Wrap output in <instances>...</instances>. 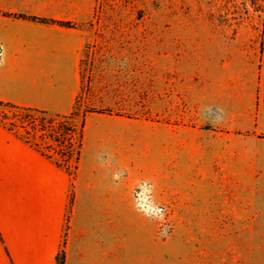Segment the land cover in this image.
<instances>
[{
    "label": "crops",
    "instance_id": "crops-1",
    "mask_svg": "<svg viewBox=\"0 0 264 264\" xmlns=\"http://www.w3.org/2000/svg\"><path fill=\"white\" fill-rule=\"evenodd\" d=\"M91 15L88 0H0V101L51 115L70 114L81 90ZM228 96L214 105L223 116L232 107L224 120L233 130L226 135L230 139L234 132L244 150L238 153L235 190L261 195L221 204L182 200L175 219L180 226L214 225L217 215L223 226H238L237 234L222 235L217 242L219 234L213 232L176 231L160 238L157 225L136 208L132 118L90 112L73 173L0 124V264H60L61 256L63 264H264V82L258 91ZM248 239L253 248L246 247ZM232 240L238 249H232Z\"/></svg>",
    "mask_w": 264,
    "mask_h": 264
},
{
    "label": "rangeland",
    "instance_id": "rangeland-1",
    "mask_svg": "<svg viewBox=\"0 0 264 264\" xmlns=\"http://www.w3.org/2000/svg\"><path fill=\"white\" fill-rule=\"evenodd\" d=\"M88 3L92 15L86 22L78 114L73 123L78 126L83 113L98 110L132 118L134 187L150 185L153 204L164 209L165 233L159 230V216L136 208L157 225L160 238L176 231L213 232L219 234L215 241L237 234L238 226H223L217 215L214 225L180 226L175 212L182 200L221 204L250 202L261 195L235 190L238 153L244 150L234 140V132L230 139L226 135L233 130L226 128L231 122L224 120L232 107L223 116L214 102L229 94L258 91L264 82V0ZM0 110L21 124L19 116ZM33 138L39 140L34 133ZM254 138L251 135L247 144L248 188ZM46 142L42 140L41 147ZM53 156L59 159L56 153ZM237 244L232 240V249H238ZM171 245L173 250L174 242ZM246 247L253 248V241L248 239Z\"/></svg>",
    "mask_w": 264,
    "mask_h": 264
},
{
    "label": "trees",
    "instance_id": "trees-1",
    "mask_svg": "<svg viewBox=\"0 0 264 264\" xmlns=\"http://www.w3.org/2000/svg\"><path fill=\"white\" fill-rule=\"evenodd\" d=\"M19 17L40 23H52L66 27H74L75 25L70 21L27 17L24 15H19ZM0 109L7 110L11 115H17L22 119L21 124L12 121L8 113H4L0 110V124L15 132L27 143L36 148L42 155L54 161L58 166L64 167L70 173L75 172L77 163L80 159L86 114L90 112H103L98 110L83 113L80 124L77 126L73 123L75 116L78 114L77 102L74 105L73 111L64 116L51 115L46 111L20 107L1 101ZM105 112L107 113L108 111L106 110ZM19 129L23 132H19ZM33 133L36 134L37 139H39L38 141L34 140ZM42 140L47 141L44 147H41ZM53 153H56L59 159L55 158ZM60 264H63V256H61Z\"/></svg>",
    "mask_w": 264,
    "mask_h": 264
},
{
    "label": "built area",
    "instance_id": "built-area-1",
    "mask_svg": "<svg viewBox=\"0 0 264 264\" xmlns=\"http://www.w3.org/2000/svg\"><path fill=\"white\" fill-rule=\"evenodd\" d=\"M1 52V45H0ZM133 194L135 197V203L142 213L148 216H159V230L165 233L167 228V220L165 219L164 209L161 206H155L153 204V193L149 184H142L133 188ZM164 217V219H162Z\"/></svg>",
    "mask_w": 264,
    "mask_h": 264
}]
</instances>
